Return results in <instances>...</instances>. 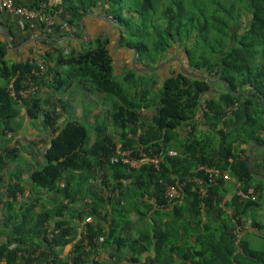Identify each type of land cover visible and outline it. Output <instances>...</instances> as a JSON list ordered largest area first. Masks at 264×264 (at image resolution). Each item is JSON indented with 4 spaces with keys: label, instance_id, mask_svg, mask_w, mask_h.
Masks as SVG:
<instances>
[{
    "label": "trees",
    "instance_id": "obj_1",
    "mask_svg": "<svg viewBox=\"0 0 264 264\" xmlns=\"http://www.w3.org/2000/svg\"><path fill=\"white\" fill-rule=\"evenodd\" d=\"M113 5L119 7L118 15H110ZM134 5V13L126 16V0H61L52 8L48 0H38L33 9L54 19L63 8L75 23L103 7L121 30L120 44L131 39L129 49L143 67V59L152 66L161 64L169 53L176 56L179 48L188 72L221 79L228 89L191 77L179 66L164 80L156 112L145 119L143 111L150 109L148 99L158 82L144 87L133 68L125 84L117 81L108 37L98 39L97 48L68 54L56 50L53 66L48 53L42 57L44 72L33 61L7 63V46L0 43V130L9 141L0 149V214L5 212L4 218L0 216V264H104L91 257L100 239L105 249L115 252L109 261L124 258L127 264H138L151 250L148 264H174L175 255L191 264H264V250L253 249L234 234L243 219H251L250 232L264 237V226L252 220L253 213L263 208L264 179L250 168L247 155L252 141L264 142V0H133ZM73 83L112 101L110 114L117 133L97 127L90 143L89 129L77 121L65 122L69 105L61 99L59 106L52 105L48 97L68 91ZM11 84L21 103L11 96ZM218 86L222 90L214 93ZM29 90L20 99V93ZM20 105L29 119H43L45 130L28 143L31 154L25 142L7 137L16 132ZM235 106L242 110L244 121L225 130L222 124ZM117 138L122 150L143 146L145 151L178 154L166 157L158 169L149 164L139 169L112 164ZM35 147L40 155L33 154ZM23 157L28 167L18 162ZM15 163L19 165L13 167ZM199 164L226 170L231 180L215 186L206 183L205 193L194 192L189 178L197 174ZM25 175L36 193L38 189L54 193L61 202L49 208L37 193L32 203L18 206V198L26 193ZM178 181L187 182L185 206L167 204L166 187ZM237 185L245 192L254 188L256 201L241 200ZM229 190L235 193L230 195ZM77 203H83L81 212L75 210ZM203 217H214L221 227L202 228ZM88 218L92 222H84ZM81 228L83 235L77 240ZM197 231L202 234L194 250L188 246L189 236ZM179 240L188 253L180 255ZM68 245L74 248L64 257ZM123 253L131 256L122 257Z\"/></svg>",
    "mask_w": 264,
    "mask_h": 264
},
{
    "label": "crops",
    "instance_id": "obj_2",
    "mask_svg": "<svg viewBox=\"0 0 264 264\" xmlns=\"http://www.w3.org/2000/svg\"><path fill=\"white\" fill-rule=\"evenodd\" d=\"M13 1L18 6L28 9H33L35 8V5L38 0H13ZM48 2L51 8L52 6L54 7L56 5L61 4V0H48ZM70 19H71L70 12L66 9L60 8L54 14V26L52 27L53 28L52 31L48 33L45 28L46 26L41 19L36 18L29 22L20 19L16 15H13L11 13H8L0 9V43L6 44L7 46V54L5 56L6 62L10 64H15V63H25L27 61H33L38 63L41 72H44L46 71L47 67L46 64L45 65L43 64L42 57L46 56L48 53H50L52 56L50 65L53 66V63L55 62L54 60L57 58L56 50L61 49L66 54H68L70 50H75L77 52L84 51L87 49L88 42H90L94 38L96 39L97 37L101 38L102 36L108 37L110 39L108 48L112 46L113 40L117 39V42L119 41V32L113 28V25L116 23L114 22L112 23L111 19L106 17V14H104L103 7L94 8L93 11L86 14L80 22L73 23L70 21ZM55 25H58L59 27L55 28ZM123 50L125 51V49ZM175 55L176 56L171 55L173 56L172 57L173 60L168 59L161 63L162 65L161 69H163L161 80L163 79V82L167 77H169L172 74V71L177 69L174 66L173 67L170 66L175 61L179 62V59L176 58L178 56L177 51L175 52ZM74 85L77 84L73 83V86ZM73 86H71L70 89H73ZM242 121H244V115L242 113V110H239L235 106L232 109L229 116L224 120L222 124V128L225 130H230L232 128H235L238 124L242 123ZM23 133L24 132L22 131H18V133L15 132L14 135L18 139V137L23 135ZM182 134L184 135L185 132L183 131ZM0 137L2 139L5 138L2 137L1 130H0ZM263 140H264V136H263ZM1 144L3 145L2 142ZM247 155L249 158V165L251 163V167L253 168L252 170L254 171L256 176L259 179H264V142L259 143L252 141L248 147ZM25 185H26V193L23 197L18 198L19 199V203L17 204L18 206L19 204L24 202L30 204L32 203L34 198L38 196L36 190L29 182L26 183ZM51 194L52 196H54L52 199H50ZM43 195L46 197L47 202L50 203L48 206L49 208H52L55 204L61 202L60 201L61 198L59 197L60 200L59 199L57 200V196L54 195V193L43 192ZM227 197H230V195L228 194ZM177 203L178 204L180 203L182 204V206H185L186 205L185 198L181 199ZM82 206L83 203H77V205L75 206L76 207L75 210L81 212L80 209ZM227 211L229 214H231L232 210L227 209ZM0 216L4 218L5 212L3 211V213H1ZM131 216H132L131 217L132 221L135 223L137 220L136 216L134 214ZM67 218H69V216ZM187 219H189V217H187ZM84 222H92V218H88ZM220 224L221 223L217 222L214 219V217L213 218L203 217L202 223L200 225L202 228H204L205 225H209L213 228H220L221 227ZM83 225L84 223L82 224V227ZM192 226L193 228L196 227L195 224H193ZM136 227L137 226L135 224L133 228L135 229ZM250 231H254V229L252 228V221L251 219H246V223L242 225L240 230L234 232V234L238 238V240L240 238L241 239L245 238L247 244L251 246V243H249L250 235H256V234L251 233ZM79 233L80 236L77 237L78 238L77 240H80L81 236L83 235L82 228L79 229ZM201 234L202 233L200 231L199 232L197 231L194 232L191 236H189L190 244L188 246L193 247L194 250H197L199 246V244L197 243L198 242L197 239L198 236ZM179 235H180L179 238L181 240L183 238V235L182 234ZM217 236L218 234L216 235V237ZM96 243H97L96 248H94L93 250L94 253L92 254L91 257H94L97 261L103 262L104 264L105 261L108 264H127V261L124 258L122 259L112 258V260L109 261V259H111V252L114 251L105 249L103 246L102 239L98 240ZM178 244L179 247L183 249L182 251L179 250L180 255L189 252L187 245H184L182 241H180ZM73 248H74L73 245L66 246L62 252V256L64 257L69 256ZM153 254L154 252L152 250L146 253V255L141 257L138 264H148L146 258L149 255L152 256ZM47 256L48 253L46 250L41 252V257L44 258V261L47 258ZM124 256L125 257L131 256V254L129 255L127 253L126 254L123 253L122 257ZM174 257H175L174 264H191L190 259L178 257L176 255ZM245 260L247 259L245 258Z\"/></svg>",
    "mask_w": 264,
    "mask_h": 264
},
{
    "label": "rangeland",
    "instance_id": "obj_3",
    "mask_svg": "<svg viewBox=\"0 0 264 264\" xmlns=\"http://www.w3.org/2000/svg\"><path fill=\"white\" fill-rule=\"evenodd\" d=\"M132 5H133V0H126V6L124 9L125 16L129 15L128 13H131V12L134 13L132 10L135 8V5L134 7ZM118 9H119L118 6L113 5L112 7H110L109 9L111 11L110 15L111 16L118 15ZM104 37L105 36H102V38ZM98 39L100 38L97 37L96 39L94 38L93 40L88 42L87 48H97ZM120 42H121L120 40L117 42V39L113 40L112 46L109 47V49H110V54L112 55L114 59L116 79L120 83L125 84V77L128 71H130L132 68L134 69V66L132 65V61L134 60V54L131 50L126 51V48L129 47L128 42L131 43V39H128L122 45L120 44ZM123 49H125V51ZM177 49H178L177 51L180 53L176 57L177 59H179V62L175 61L170 66L171 67L174 66L175 68H178L179 66L181 67V65H183L185 69H189L188 62L185 59V54H183L182 50L179 51L180 50L179 48ZM167 56L170 58L166 57L164 61L168 59H172L173 57V56L171 57L170 53ZM180 59L182 61H180ZM135 62H136L135 64L136 67L148 69V70L155 69L161 66V64H156L152 66L150 62L145 59H143L144 67H143V64L138 60V58H135ZM162 73H163V69H159L155 72L137 71L136 79L139 84H142L143 86L144 85L148 86L149 83H153L154 81L158 82L156 91L154 90L148 99L150 109L148 108L143 111V117L145 119H149V117L152 116L156 112L157 107L159 106L160 90H162L161 87L163 83V79L161 80ZM220 90H222L221 86H218V88L214 90V93L220 92ZM48 98L50 99V102L52 105L59 106L60 105L59 99H61L62 101L67 103V105H69L66 111L67 117L65 119V122L66 121H77V122H80L82 125H84L87 129H89L90 130V143H93L96 139L95 129L97 127L107 128L109 130L108 132L109 133L111 132L112 134L118 132V129H116L117 124L115 123V121L113 120V117L110 114L112 112V101L109 98H107L105 94L97 93V92L87 93V90L81 88L78 85H74L73 89H70L64 92H56L55 96H50ZM20 106H21V110L23 111H22L21 116L14 121V126H15L16 133H18V131H22L24 133L23 135L18 137V139L15 137L14 133H12L13 136L10 139L11 140L16 139V141L25 142L26 143L25 145H27L26 150L28 152L29 147H31L30 144L28 143H30V139H34L32 136H36L38 131L40 130L43 131L44 129V126L42 127L41 125V122L43 119L39 118L38 120H35V121L29 119L25 113V110L22 108V105ZM34 128H37L38 130L37 129L35 130ZM120 131L121 130H119V133ZM2 137L4 136L2 135ZM0 140L3 143L2 145L0 142V148L3 149L9 143V141L8 139L6 138L2 139L1 137H0ZM117 142L118 144H120V142L118 141V138H117ZM28 153L31 154V152H28ZM33 154L40 155L36 147L33 149ZM21 155L26 156L28 158L24 150H22ZM23 158L18 159V162L23 167H28L30 165L29 162L27 161L26 158H24L25 160ZM29 160L31 161V156ZM37 161L41 163L40 156H37ZM17 164L15 163L13 167H15V165ZM24 180L26 181L28 180L27 175L24 176ZM37 193H40V196L43 198L42 204L49 206L50 203L47 202L46 197L43 195V191L38 189ZM234 193L235 192L233 190H229L230 195H233ZM53 197L54 196H52L51 194L50 199H52ZM262 207L263 208H259L256 213H253L252 220L257 221L264 226V204ZM262 232L264 233V229H262ZM249 243H251V246L254 249L264 250V237L262 236L250 235Z\"/></svg>",
    "mask_w": 264,
    "mask_h": 264
},
{
    "label": "built area",
    "instance_id": "obj_4",
    "mask_svg": "<svg viewBox=\"0 0 264 264\" xmlns=\"http://www.w3.org/2000/svg\"><path fill=\"white\" fill-rule=\"evenodd\" d=\"M0 9L29 22L33 19L39 18L44 22L46 31L48 33H50L53 29L52 27L54 26V19L49 17L45 12L41 10L28 9L18 6L13 0H0ZM10 88L12 89L11 96L13 97V99L21 103V100H19V98L15 94L13 84L10 85ZM30 92L31 90L21 92L20 99L21 97L26 98ZM9 137H11V135H9ZM177 154L178 153L174 150L156 152L153 149H150L149 151H145L143 146H136L135 149L122 150V145L119 144L117 147L116 155L111 159V163L116 164L122 162L123 164L129 165L130 167L135 169H139L142 165L149 164L158 169L160 168V165L163 163L166 157H175L177 156ZM196 172L197 174L195 176L189 178V182H192L193 184L194 192L205 193L206 183L209 186H215L219 182L226 183L231 180V176L226 170L217 167H211L206 164H199L197 166ZM186 187V181H178L175 184L168 185L166 187L165 193L168 201L167 204L178 202L183 199V194ZM236 195L241 200L256 201L257 199L254 188H250L247 192H245L237 185ZM242 223L244 225V223H246V220L243 219Z\"/></svg>",
    "mask_w": 264,
    "mask_h": 264
},
{
    "label": "water",
    "instance_id": "obj_5",
    "mask_svg": "<svg viewBox=\"0 0 264 264\" xmlns=\"http://www.w3.org/2000/svg\"><path fill=\"white\" fill-rule=\"evenodd\" d=\"M113 28L120 32V38H119V40H120V39H121V31H120V29H119L118 27H116L115 25H113ZM136 55H137V54H136V52L134 51L133 66H134L135 71H139V72H140V71H144V72H155V71L161 69L162 65L159 66L158 68H155V69H149V70H148V69H143V68H138V67H136V66H135V64H136V62H135ZM181 69L185 72V74H187V75H189V76H191V77H194V78H197V79H201V80H203V81H205V82H207V83H209V84H211V85H216V84H218V83H222V84L224 85V87H225L226 89H228V88H227V83H226L225 81L221 80V79L211 80V79H208V78H206V77H204V76L190 73V72H188V71L185 69L184 66H181ZM250 168L253 169V168L251 167V163H250Z\"/></svg>",
    "mask_w": 264,
    "mask_h": 264
},
{
    "label": "clouds",
    "instance_id": "obj_6",
    "mask_svg": "<svg viewBox=\"0 0 264 264\" xmlns=\"http://www.w3.org/2000/svg\"><path fill=\"white\" fill-rule=\"evenodd\" d=\"M116 27H117V25L116 24H114ZM119 28V27H118ZM121 31V30H120ZM119 32V31H118ZM119 38H120V32H119ZM121 39H122V33H121ZM121 39H120V41H121ZM129 48V47H128ZM134 53V52H133ZM9 135H11V137L13 136L12 135V133H9L8 135H7V137L8 138H11V137H9Z\"/></svg>",
    "mask_w": 264,
    "mask_h": 264
},
{
    "label": "flooded vegetation",
    "instance_id": "obj_7",
    "mask_svg": "<svg viewBox=\"0 0 264 264\" xmlns=\"http://www.w3.org/2000/svg\"><path fill=\"white\" fill-rule=\"evenodd\" d=\"M130 50L128 47L126 48V51ZM132 65H133V61H132Z\"/></svg>",
    "mask_w": 264,
    "mask_h": 264
}]
</instances>
